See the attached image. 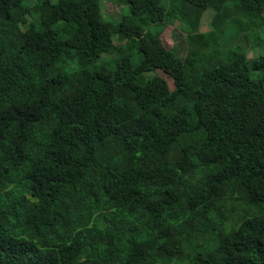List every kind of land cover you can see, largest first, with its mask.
Listing matches in <instances>:
<instances>
[{"label": "trees", "instance_id": "trees-1", "mask_svg": "<svg viewBox=\"0 0 264 264\" xmlns=\"http://www.w3.org/2000/svg\"><path fill=\"white\" fill-rule=\"evenodd\" d=\"M100 1L0 0V264H264V56L207 55L264 0H112L118 20ZM115 37L127 52L89 68ZM155 69L163 96L137 83Z\"/></svg>", "mask_w": 264, "mask_h": 264}, {"label": "rangeland", "instance_id": "rangeland-1", "mask_svg": "<svg viewBox=\"0 0 264 264\" xmlns=\"http://www.w3.org/2000/svg\"><path fill=\"white\" fill-rule=\"evenodd\" d=\"M55 1V0H53ZM27 3L32 5L33 7L35 0H27ZM101 11L102 14L107 18H113L114 20H118L122 14H126V8L123 5H117L112 0H101ZM165 10L169 11V3L168 1L164 0L162 3ZM213 11L205 12L200 21L198 26V34H207L212 31L211 21L214 16ZM27 22H36L37 16L35 17L34 14L32 16L26 17ZM264 20V15H263ZM260 22V20H258ZM241 25L244 26V23L241 22ZM164 25H151L145 29V35H155L159 33ZM228 27V26H227ZM238 32V31H237ZM236 34L235 29H225L224 31L219 34V38L216 41L220 42V45L215 47V42L211 41L210 47L207 50V55L209 52L217 51L218 56H222L225 59L226 55L230 53H239L242 52L246 55L248 63H251V60L257 56H264V26L258 28L257 31H248V32H241L236 37L235 41L233 40L232 36ZM245 34V35H244ZM192 35V33L185 27L183 22H180L176 19H170L167 22V25L164 27L160 38L163 41V44L167 49H172L175 51L176 55L180 58H184L187 53L190 51V46L188 44L187 38ZM258 39L260 41L259 45L253 43ZM3 41L2 38H0ZM114 45L116 46L117 51L110 52L109 54H102L101 59L96 61L94 64L89 65V68H94L99 65L102 61L109 62L111 59H114L121 54L126 53V45L125 41H119L116 37L113 39ZM124 47V48H123ZM215 47V48H214ZM132 53V65H136L139 61V56L135 53L134 50L129 51ZM71 60L68 61L67 64L63 65L64 68L68 71L76 70L80 68L81 64L76 56H74V52L70 51ZM219 58V57H218ZM217 58V59H218ZM216 59V60H217ZM256 72L251 73V78L255 79ZM140 85L145 83H151L157 89L159 95L163 96L169 93L173 89V85L171 80L159 70H154L152 72L144 73L142 77L137 82ZM184 259V258H183ZM172 263H177L175 260L172 259ZM178 264V263H177Z\"/></svg>", "mask_w": 264, "mask_h": 264}]
</instances>
